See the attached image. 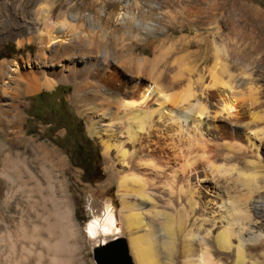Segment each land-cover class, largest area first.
I'll use <instances>...</instances> for the list:
<instances>
[{"label":"bare ground","instance_id":"obj_1","mask_svg":"<svg viewBox=\"0 0 264 264\" xmlns=\"http://www.w3.org/2000/svg\"><path fill=\"white\" fill-rule=\"evenodd\" d=\"M45 2L22 25L40 45L39 65L27 75L35 90L51 88L52 76L60 82L80 80L78 91L92 85L89 77L121 92L113 111L101 109L89 122L104 156H113L119 168L110 180L117 195L96 218L101 227L90 234L95 240L102 237L96 248L126 234L133 264H250L264 240V103L258 87L264 78V33L246 36L252 43L239 52L242 58L213 41L208 81L200 76L196 83L194 68L180 63L179 76L163 77V58L136 56L125 42L127 30L120 35L96 30L89 16L88 28L80 31L71 24L77 16L65 12L55 23ZM40 24L46 29L39 30ZM213 31L210 36L219 35V29ZM232 34L235 50L241 38L234 29ZM110 36L117 38L114 43ZM261 54L255 65L242 61ZM60 58L62 65L41 71L46 62L61 63ZM12 66V72L21 73L17 62ZM215 131L223 143L212 141ZM187 149L194 154L188 152L180 164ZM61 212L55 214V225ZM109 218L112 223L105 224Z\"/></svg>","mask_w":264,"mask_h":264},{"label":"rangeland","instance_id":"obj_2","mask_svg":"<svg viewBox=\"0 0 264 264\" xmlns=\"http://www.w3.org/2000/svg\"><path fill=\"white\" fill-rule=\"evenodd\" d=\"M45 1L50 2L55 23L65 12L77 16L71 24L80 31L88 28L89 16L96 30L114 31L113 35L127 30L125 42L136 56L163 58L159 65L163 77L179 76L180 63L194 68L192 77L198 83L200 76L208 81L213 41L241 57L239 52L252 43L246 36L263 35L264 0H0V264H53V260L96 264L93 253L102 237L95 240L87 227L103 216L105 205L117 195L110 180L119 168L113 166V156H104L89 122L97 120L101 109L113 111L121 92L89 77L93 87L84 85L78 91L80 80L60 82L52 76L51 88L35 90L27 75L39 65L40 45L22 25ZM121 13L124 19L119 18ZM37 27L46 29L43 24ZM217 29L219 35H209ZM233 29L241 38L235 50L230 40ZM115 39L108 37L112 43ZM54 45L58 52L59 45ZM46 53L49 56V50ZM261 58L262 54L245 56L242 61L255 65ZM59 60L46 62L41 71L56 69L63 64ZM14 62L21 73L11 71ZM258 87L264 103V78ZM214 134L212 141L223 143L219 131ZM191 151L183 150L178 162ZM58 209L63 214L55 225ZM122 236L119 241L127 245V235ZM259 243L250 264H264V240Z\"/></svg>","mask_w":264,"mask_h":264},{"label":"water","instance_id":"obj_3","mask_svg":"<svg viewBox=\"0 0 264 264\" xmlns=\"http://www.w3.org/2000/svg\"><path fill=\"white\" fill-rule=\"evenodd\" d=\"M96 264H133L129 249L122 241H115L97 248L93 253Z\"/></svg>","mask_w":264,"mask_h":264},{"label":"clouds","instance_id":"obj_4","mask_svg":"<svg viewBox=\"0 0 264 264\" xmlns=\"http://www.w3.org/2000/svg\"><path fill=\"white\" fill-rule=\"evenodd\" d=\"M105 224H111L112 223V220L111 218H109L107 221L104 222ZM89 227L92 228L93 231H95L96 229L100 228L101 227V222L97 221V220H93L92 223L89 225ZM108 227H103V231L105 233L108 232Z\"/></svg>","mask_w":264,"mask_h":264},{"label":"snow or ice","instance_id":"obj_5","mask_svg":"<svg viewBox=\"0 0 264 264\" xmlns=\"http://www.w3.org/2000/svg\"><path fill=\"white\" fill-rule=\"evenodd\" d=\"M88 231H89L90 234L93 232L91 227H89Z\"/></svg>","mask_w":264,"mask_h":264}]
</instances>
